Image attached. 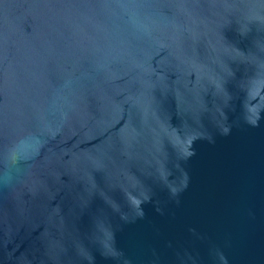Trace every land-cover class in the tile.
Here are the masks:
<instances>
[{
  "label": "water",
  "instance_id": "water-1",
  "mask_svg": "<svg viewBox=\"0 0 264 264\" xmlns=\"http://www.w3.org/2000/svg\"><path fill=\"white\" fill-rule=\"evenodd\" d=\"M0 264H264V0H0Z\"/></svg>",
  "mask_w": 264,
  "mask_h": 264
}]
</instances>
